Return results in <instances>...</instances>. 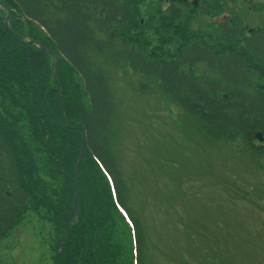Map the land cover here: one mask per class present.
Here are the masks:
<instances>
[{"label": "trees", "instance_id": "obj_1", "mask_svg": "<svg viewBox=\"0 0 264 264\" xmlns=\"http://www.w3.org/2000/svg\"><path fill=\"white\" fill-rule=\"evenodd\" d=\"M0 3V243L31 213L51 228L52 264L62 237L56 264H148L145 226L111 152L116 106L105 63L157 81L212 144L239 141L264 158V142L249 136L264 140V27L230 18L210 35L191 31L193 17L222 11L217 0ZM7 8L24 43L6 27ZM31 43L57 54L62 98L55 58ZM83 129L77 218L68 176H77Z\"/></svg>", "mask_w": 264, "mask_h": 264}, {"label": "rangeland", "instance_id": "obj_2", "mask_svg": "<svg viewBox=\"0 0 264 264\" xmlns=\"http://www.w3.org/2000/svg\"><path fill=\"white\" fill-rule=\"evenodd\" d=\"M249 1L197 15L189 28L210 35L236 16L264 26V0L252 1L256 9ZM104 67L116 106L111 152L145 226L148 264H264V158L255 161L239 141L212 144L157 81L129 65ZM51 236L28 214L0 243V264H52Z\"/></svg>", "mask_w": 264, "mask_h": 264}, {"label": "water", "instance_id": "obj_3", "mask_svg": "<svg viewBox=\"0 0 264 264\" xmlns=\"http://www.w3.org/2000/svg\"><path fill=\"white\" fill-rule=\"evenodd\" d=\"M0 6H5L4 4L0 3ZM10 13L11 11L8 9V17L5 19V24L9 30V32L13 35V37L15 39H18V37L16 36V34L12 31V29L10 28V25H9V18H10ZM21 43H24V41L22 40H19ZM32 44H35L37 45L38 47L42 48L44 51L50 53L54 58H55V72H54V77L56 79V83L58 85H60V82L59 80L57 79V74H58V69H59V58L57 56V54L49 49H47L46 47L38 44V43H32ZM63 96V89L61 87V97ZM191 107L192 109L194 110H197V111H201L203 109V105L201 103H198V102H194L191 104ZM61 110L63 111V106L61 105ZM65 120V119H64ZM250 138L252 139V136L249 135ZM256 137H259V136H256ZM260 138V137H259ZM86 130L83 129V136H82V146H81V153H80V156L78 158V162L76 164V173L78 174L79 172V167H80V163H81V160L84 156V149H85V145H86ZM61 172H62V169H61ZM71 178V177H69ZM78 181H79V177L77 176L73 182H74V186H75V198H74V206H75V211H76V215L79 216V207H78V204H79V188H78ZM63 241H64V237L61 238L60 240V245H61V250L59 252V254L61 253L62 249H63ZM96 249V247H95ZM58 254V255H59ZM56 260H57V257L55 259V264H56Z\"/></svg>", "mask_w": 264, "mask_h": 264}, {"label": "flooded vegetation", "instance_id": "obj_4", "mask_svg": "<svg viewBox=\"0 0 264 264\" xmlns=\"http://www.w3.org/2000/svg\"><path fill=\"white\" fill-rule=\"evenodd\" d=\"M210 1H216V0H210ZM218 2H219V9L220 10H224V9H226V8H228V4L229 5H233V6H235V7H237V6H239V4H244V2L246 1V0H217ZM252 1L253 0H250L249 1V3H248V7H252L253 9H256L255 7L256 6H258V7H260V6H262V5H259V4H255L256 6H252ZM254 5V4H253ZM256 12H258V11H255V13ZM252 15H254V14H252ZM236 18H237V20L236 21H238V22H240V23H242V21H241V19L238 17V16H236ZM226 21V20H225ZM245 28H248V29H251L250 27H248V26H245ZM253 29H251L250 31H252Z\"/></svg>", "mask_w": 264, "mask_h": 264}]
</instances>
